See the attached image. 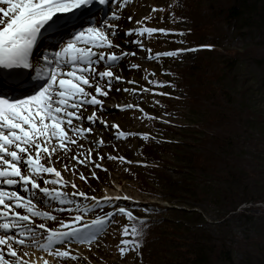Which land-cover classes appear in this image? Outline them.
Segmentation results:
<instances>
[{"label": "rangeland", "instance_id": "374dc122", "mask_svg": "<svg viewBox=\"0 0 264 264\" xmlns=\"http://www.w3.org/2000/svg\"><path fill=\"white\" fill-rule=\"evenodd\" d=\"M228 3L229 0H147L146 9L155 18L144 26L165 29L168 34H145L141 38L145 48L153 45L157 53L181 51L179 55L160 56L142 64L141 77L152 91L142 94L144 104L139 102L138 106L143 112H135L132 118L129 130L137 135L121 140L127 151H119L116 157L123 160H108L101 164V171H92L94 177L91 173L83 180L85 187L78 192L89 198L103 201L113 190L127 197L110 202L105 215L125 207L133 218L115 215L96 240L99 247H93L94 257L85 252L88 262L79 264H222L220 258L212 263L206 255L215 248L218 238L235 248L236 259L245 261L238 246L241 240L264 237V207L256 203L264 200L263 181L243 183L225 179L223 173L195 171L192 167L200 136L213 130L205 120L207 108L214 102L221 107L252 110L261 116L262 122L256 116L245 118L248 129L239 139L254 137L264 144V63L253 57L233 59L236 51L244 52L264 37V29L243 25L245 12L241 20L225 21L224 7ZM109 8L110 5L101 20L112 15ZM213 23L222 26V37H212ZM210 42L216 43L213 51ZM146 55L149 53L144 51L143 59ZM150 80H158L163 86L150 84ZM139 134L151 138L146 140ZM143 146L154 149V156L144 157ZM251 148H244L248 167L253 165L258 170V164L264 166V152L259 154ZM212 189H224L221 200L214 201ZM77 197L81 202L67 208L75 211L76 217H91L84 208L94 200ZM134 226L142 229L140 246L122 257L118 246L123 247L122 239H134ZM125 227L128 235H122ZM57 249L63 251L64 247L57 245L51 251ZM200 251L203 259L199 258ZM66 260L73 264L72 259Z\"/></svg>", "mask_w": 264, "mask_h": 264}, {"label": "snow or ice", "instance_id": "6c2138e0", "mask_svg": "<svg viewBox=\"0 0 264 264\" xmlns=\"http://www.w3.org/2000/svg\"><path fill=\"white\" fill-rule=\"evenodd\" d=\"M113 0H0V74L14 76L20 74L21 70L34 69V61L43 59L47 64L54 65L44 76L32 77V83L21 84L20 88L13 92L11 89L0 87V264H27L14 245H26L31 241L39 250L48 251L49 254L60 258L78 259L72 256L69 251L55 253L51 249L57 245L64 246L72 242L93 243L98 239L99 234L104 230V225L114 221L115 215H125L133 218L131 211L124 207H117L114 212L106 213L104 218H97L91 225L84 227H72V224L79 221V216L72 218L68 223L59 221L61 227L67 230H47L44 242L41 243L33 236L36 227L45 229L46 225L38 226L30 223L28 215H22L14 209H26L32 216H48L47 213L36 210L33 201L37 193L43 194L44 198L50 201H57L60 204L76 203L71 197L80 196L95 201L93 207L99 206L100 199L87 197L86 193L74 191L66 193L55 188L41 187L44 185L61 184L68 186V181L63 180L61 172L52 163L54 155L57 161L60 160L58 152H69L68 144H77L69 136V132L77 135L92 133L97 123L101 124L104 130L109 127L116 129L113 136L119 140L127 138L134 133L119 130L118 125H111L96 112L84 115L87 106H92L98 111H105L104 100L113 90L129 91V89L113 88L116 82H124L123 77L114 75L110 70L117 67L127 56H136L137 52H123L118 55L115 52L94 51L93 49H113L120 45H114L109 37L119 35L118 25L112 21H119L121 17L112 8L109 11L112 15L99 19L95 14L96 6L110 5ZM125 3L128 0H124ZM153 11L157 9L153 8ZM131 20V17H128ZM144 19H151L145 17ZM85 21L86 23H81ZM137 24L142 23L137 21ZM93 25L92 27L86 26ZM57 29L67 32V46L57 47L60 49L54 53L47 50L37 56L35 49L46 33ZM161 32L168 34V30L152 27H141L129 29L123 32L125 37L136 35L135 40L125 41L137 45L141 51H147L149 55L145 59H158L160 56H176L181 50L151 54V49H146L142 37L147 34ZM183 35V33H181ZM61 43H63V38ZM51 55V59H50ZM103 64L104 71H97ZM130 68L138 69L137 64H130ZM67 69V71H63ZM67 77V78H65ZM135 83V81H127ZM150 84L163 86V83L149 81ZM86 89H94L93 92ZM142 92L152 91L150 88H142ZM156 94V93H153ZM159 95H168L159 93ZM120 110L138 108V105H117ZM143 112L142 109H140ZM147 117V114H144ZM152 118V117H147ZM75 121V123H74ZM87 122L88 127H82ZM142 135L144 139H150L148 134ZM56 141L55 144L52 142ZM96 146H104V141H93ZM83 150V146L79 145ZM91 149L85 159H80L79 154L69 157L78 164L85 167L89 163L95 164L90 159ZM105 157L100 156L103 160ZM107 159L123 160V157L108 155ZM96 168L102 165L95 164ZM68 165L65 164L67 170ZM93 177L95 173H92ZM80 179L87 180L81 173ZM76 188V184H71ZM30 195H24L29 194ZM104 203L111 199L102 198ZM127 199V197H123ZM71 211V209H60ZM57 220V217H48ZM91 227L93 231L88 232ZM134 239H122L119 252L123 257L126 252L133 251L140 246L138 238L142 235V229L132 228ZM122 235H128V228L123 229ZM41 236H44L41 233ZM132 247H129V246ZM12 257V260L5 258V255ZM29 255L23 252V256ZM45 264H48L45 261Z\"/></svg>", "mask_w": 264, "mask_h": 264}, {"label": "bare ground", "instance_id": "6f19581e", "mask_svg": "<svg viewBox=\"0 0 264 264\" xmlns=\"http://www.w3.org/2000/svg\"><path fill=\"white\" fill-rule=\"evenodd\" d=\"M147 0H128L127 3L124 2V0H115L113 1L110 6L115 11L116 14H118L121 19L119 21H112V23L118 25L117 31L119 32V35L115 37H109V39L112 41L114 45H120L119 48H113L109 49L112 52H115L116 54H120L121 51L123 52H137L136 56H127L125 57L117 67H113L110 70L114 73V75H119L123 77L124 82H116L113 84V88H120V89H129V91H111L107 98L99 97L100 99L104 100L105 104V111L101 112L98 111L96 108L92 106H87L86 111L84 112V115H89L92 112H96L98 117L103 118L107 121L109 126L115 124L119 126V130L130 133L131 127L133 125V116L135 112H138L140 110L139 106L138 108H132V109H125L120 110V108L117 107V105L123 106L127 104L132 105H138V103L144 104V99L142 94L145 92H142V88H147L144 84V80L141 77V71L143 70L142 64H146L148 62L154 61V59H143L142 54L144 51H141L137 48V45L131 44V43H125V41L135 40L138 37L136 35L125 37L123 35V32L129 29H135V28H141L145 27V24L152 23L155 14H149L146 7ZM108 5L101 6L97 5L95 14L100 19L106 10ZM110 13V12H109ZM112 14V12H111ZM108 14H105L107 16ZM128 17H131V20L128 19ZM145 17H151V19H144ZM137 21H141L142 23L137 24ZM81 23H86L85 21H81ZM86 26L92 27L93 25L87 24ZM174 30H177L176 28H173ZM147 34V33H145ZM149 35V34H148ZM63 38V43H61ZM60 45L61 47L67 46V32L63 29H57L53 32L46 33L44 38H42L35 49V53L37 56H40V52H44L45 50L56 52L57 50H60L57 45ZM44 45H49L51 48L47 49L44 47ZM145 47V46H144ZM156 47L150 46L146 49H151V54H156L157 52H154ZM94 50V49H93ZM147 56V55H146ZM42 59V57H41ZM34 61L35 66L36 65H43V62L40 60ZM51 59V57H50ZM130 64H137L140 67L138 69H132L129 67ZM54 67V65L52 66ZM147 70H150L149 67L146 68ZM108 70L105 69L104 65L101 64L97 71H104ZM32 69H29V72H31ZM63 71H67V69H63ZM67 78V77H65ZM135 81V83H128L127 81ZM20 88V86H18ZM87 91L93 92L94 89H86ZM128 114L131 115V117L128 116ZM75 123V121H74ZM89 125L87 122L83 123L82 127L87 128ZM130 129V130H129ZM116 129L109 127L108 130H104L103 126L99 123H97L94 127V130L92 133H88L86 135H77L75 133L69 132V136L77 141V144H68L67 147L70 149L69 152H58L57 155H59L60 160L57 161V156L54 155L52 158V163L56 167L58 171L61 172V176L63 177V180L68 181V186H63L61 184L56 185H44L41 183V187H48L50 189L53 188H59L58 190H62L66 193H72L74 191H79L80 189H83L85 187V184L82 179H80V174L82 173L86 178H89L92 171H101V168H96L95 164H104L108 162L109 159H107L108 155L116 156L119 151H127L126 145L124 146V143L121 141L129 139L132 136H128L126 139L122 138L117 140L113 136V132H115ZM104 141V146L98 147L93 141ZM53 144L56 143V141L52 142ZM79 145L83 146V150ZM91 149L90 159L95 162L87 164L85 167L84 165L78 164L75 160L69 159L71 155L79 154L80 159H85V157L88 154V150ZM124 149V150H123ZM100 156H104L105 158L103 160L99 159ZM65 164L68 165L67 170L65 169ZM75 183L76 188H72L71 184ZM119 183V182H118ZM119 190H113L108 191L106 197L108 198H116V197H123L119 192ZM25 195H30L25 194ZM71 199L76 201V204L81 202V199H79L77 196L71 197ZM114 200L118 199H111L108 203H104L101 201V205L96 206L95 209L93 208V205L95 204V201L91 202L90 205L87 208H84L88 215L91 217H87L85 219H80L79 221H76L72 224V227H84L85 225H91L93 221H95L97 218H104L105 211L108 210V207L110 205V202H113ZM125 200V199H124ZM33 203L36 205V210L41 212H49L47 213L48 216H32L30 213L27 212L26 209H14V211L19 212L22 215H28L30 218L34 217V220L32 221L29 219V222H21V223H30L33 225L38 226V224H46L48 228L40 229L39 227H36L35 232L33 233V236L38 240H44V237L47 235V230H67L61 227V224L59 221H64L65 223H68L72 218L76 217L75 211H61L60 209H68L67 205L70 204H60L57 201H50L44 198L43 194L37 193L36 199L33 201ZM74 204V203H72ZM111 206V205H110ZM47 209V210H44ZM46 213V212H45ZM55 216L57 217V220L49 219L48 217ZM35 220L37 221L36 223ZM88 232L93 231L91 227L87 229ZM41 233L44 234V236H41ZM3 230H0V235H3ZM101 236V233L99 234ZM98 236V237H99ZM29 242H31L29 240ZM63 251H69L72 256L78 257V259L73 260V264H79V261H82L83 263H87L88 260L86 259V256L84 255L85 252H87L90 257L93 255V247L98 248L99 246L96 243V240L89 244V243H80V242H72L71 244H65ZM14 248L18 251V253L22 256V258L27 262V264H45V261L48 262V264H70L66 259L70 258H60L58 256H54L52 254H49L48 251H42L39 250L36 245H33L32 243H26L24 246H20L18 244L14 245ZM23 252H27L29 255L23 256ZM52 252V251H51ZM52 253H55L54 251ZM94 257V256H93ZM6 259H13L10 256L5 255Z\"/></svg>", "mask_w": 264, "mask_h": 264}, {"label": "trees", "instance_id": "16d2710c", "mask_svg": "<svg viewBox=\"0 0 264 264\" xmlns=\"http://www.w3.org/2000/svg\"><path fill=\"white\" fill-rule=\"evenodd\" d=\"M243 5H246V10L245 8L242 9ZM243 12L247 14L243 25H252L253 27L264 29V0H229V3L224 7L225 21L231 20L235 22L236 20H241L244 15ZM211 28L213 38L218 35L220 37L223 36L222 26L218 25V23H213ZM215 44V42L208 43L212 51L215 50ZM235 55L233 59L253 57L256 61L264 63V37L247 47L246 51H236ZM213 104L207 108L205 120L207 127L213 130L205 131L203 136H200V140L196 144L198 150L193 154L192 167L195 171L223 173L222 176L225 179L238 180L243 183L258 180L261 183L263 181L264 184L263 164H258V170L253 165H251L250 169L244 150L248 146L249 148L252 147L251 149L255 152L262 154L264 152L263 142L255 141L254 137H250V141L249 139H239L244 131L248 129L245 118L256 116L262 122L261 116L254 114L252 110L246 111L230 106L221 107L217 102ZM142 152L144 153V157H149L150 154L154 156L156 153L150 146H143ZM222 192H224V189H221V192L220 189H212V195H210L216 202L221 200L220 197L223 196ZM225 192L229 195V191ZM247 198L251 199L253 197ZM261 199H264V197ZM238 246L246 257L245 261L234 257L233 252L236 251L235 248L223 238H218L215 248L211 252H206V255L209 257L208 260L210 262L213 260L212 263L217 258H220L222 264H264V237L250 238L249 242L241 240ZM203 257L204 254L200 251L199 258L203 259Z\"/></svg>", "mask_w": 264, "mask_h": 264}, {"label": "built area", "instance_id": "2783aa9c", "mask_svg": "<svg viewBox=\"0 0 264 264\" xmlns=\"http://www.w3.org/2000/svg\"><path fill=\"white\" fill-rule=\"evenodd\" d=\"M257 203V205H259V206H261V207H264V201H259V202H256ZM255 203V204H256Z\"/></svg>", "mask_w": 264, "mask_h": 264}]
</instances>
